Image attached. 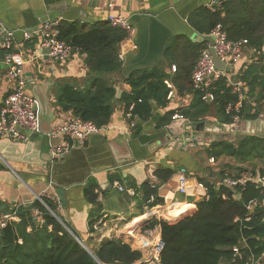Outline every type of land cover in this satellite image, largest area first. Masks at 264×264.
Wrapping results in <instances>:
<instances>
[{
  "label": "crops",
  "instance_id": "0c3cea01",
  "mask_svg": "<svg viewBox=\"0 0 264 264\" xmlns=\"http://www.w3.org/2000/svg\"><path fill=\"white\" fill-rule=\"evenodd\" d=\"M210 1L117 0L109 9L108 0H0V28L14 32V51L23 59L27 91L36 103L40 128V134L27 143L0 139V216L14 209L18 214L28 211L39 227L43 216L32 206L36 197L43 196L54 206V211L48 212L85 248L95 250L102 242L118 239L141 253V248L149 241L143 234L145 226L152 221L151 216L146 217L149 205L142 202V188L156 182L154 173L158 170L170 169L173 175L166 183L158 185L156 199L161 202L186 200L187 215H192L195 203L206 196L207 185L219 189L225 178L238 179L243 175L255 180L264 178V158H251V155L241 161L227 155L211 157L208 155L211 143L184 150L167 146L164 127L179 121L172 116L182 115L180 111L192 105V92H196L193 89L192 92H179L172 83L180 62L176 65L169 60L170 45L180 44L177 49V57H180L187 42L197 46L204 44V47L209 44L204 40L209 34L208 25L199 10L209 11ZM109 15L125 17L135 31L131 42L125 41L116 47L120 70L103 76L115 91L113 113L99 134L79 145L74 144L63 159L51 160L46 133L56 122L75 118L71 112H64L57 106L59 89L70 85L87 90L95 74L87 68L86 56L80 50L74 49L71 58L64 63L54 62L40 47L38 37L24 41L22 34L37 30L41 22L47 20L58 25L62 22L75 24L87 30L107 24ZM128 43L130 47L124 52ZM252 58L249 49L242 62L232 66L228 75L238 79L251 65L264 66L263 63L249 64ZM150 70L167 76L165 84L170 85L171 88H167L172 95L170 98L167 95L165 106L152 103L151 117L147 121L128 119L121 102L126 90L125 80ZM259 76H262V84H256L252 90L242 82L245 97L242 107L246 109L238 123L225 122L218 107L213 102L207 103L209 112L201 119L218 126H236L227 134L217 133L214 142L237 144L246 137L264 139L259 135L264 133V126L253 124L257 120L264 122V73ZM11 87L5 67L0 65V107ZM254 114L257 116L250 118ZM180 175L186 179L187 196L176 191ZM114 183L134 194L118 192ZM259 186L264 189V184ZM89 187L94 189L96 196L93 203L86 196ZM59 189L63 191V204L58 199ZM252 202L255 205L250 213L257 207L264 208V197L260 202ZM21 222L20 216V222L13 225ZM153 229L160 235L159 227ZM29 232L30 223L26 227V233ZM257 259L258 264H264V255ZM232 263L233 260L223 259L219 262Z\"/></svg>",
  "mask_w": 264,
  "mask_h": 264
},
{
  "label": "trees",
  "instance_id": "16d2710c",
  "mask_svg": "<svg viewBox=\"0 0 264 264\" xmlns=\"http://www.w3.org/2000/svg\"><path fill=\"white\" fill-rule=\"evenodd\" d=\"M199 12L208 25L209 33L220 25L229 41H244L250 49H258L262 45L264 0H222L220 8L213 13L205 9ZM59 38L85 54L86 66L95 76L91 79L90 87L84 91L70 85L61 87L56 104L60 110L71 112L81 121L103 128L113 113L115 94L103 76L120 70L121 61L118 60L116 47L125 42L126 34L108 24L83 30L78 25L62 22L59 23ZM186 45L180 57H177L180 44L170 45L169 60L175 64L180 62L175 79L171 80L179 92L193 91L191 72L199 52L205 48L204 44L197 46L187 42ZM261 73H264V66L251 65L239 74L238 79L247 83L252 90L256 84H262ZM166 81L167 76L157 70L147 71L138 77L131 75L125 80L126 90L121 97L125 112L132 105V117L140 122L147 121L151 117L152 103L165 106L167 102L169 90ZM211 92L214 96L212 104L218 107L225 122H232L226 108L237 103V96L231 94L224 79L219 80ZM192 93V105L180 112L187 119L198 120L208 114L209 105L201 100L200 93ZM242 109L239 118H242L246 106ZM172 113H168L167 118ZM256 116L254 114L250 118ZM165 124L166 121H163L162 125ZM227 142H212L208 155H227L241 161H246L251 155V158H264V139L246 137L237 144ZM172 175L170 169L155 172L156 182L142 188V202L146 203L149 197L156 199L158 185L166 183ZM199 183L204 186L202 180ZM205 187L206 196L195 203L196 209L192 215L173 223L165 219L152 220L145 226L149 230L155 226L160 229L161 264H219L222 259L233 260L232 264H247L249 259L264 255V208L257 207L252 213L247 210L252 201L260 202L263 199L264 189L252 183L245 188H231L225 184L219 189L209 185ZM86 196L90 202L95 201L92 187L87 188ZM43 201L54 211L50 201ZM156 203L162 202L156 199ZM32 207L42 214V225L38 227L28 211L20 213L21 224L9 225L0 232V264H133L141 257L140 252L133 251L118 239L100 243L91 253L38 201ZM247 217L248 221L245 220ZM29 223L31 232L26 233ZM235 247L238 248L239 257L233 256L232 249Z\"/></svg>",
  "mask_w": 264,
  "mask_h": 264
},
{
  "label": "built area",
  "instance_id": "2783aa9c",
  "mask_svg": "<svg viewBox=\"0 0 264 264\" xmlns=\"http://www.w3.org/2000/svg\"><path fill=\"white\" fill-rule=\"evenodd\" d=\"M115 1L117 0H108L107 7L109 9L112 8ZM221 3L222 0H211L207 8L209 11L214 12L217 8H220ZM107 24L112 28L124 31L126 34L125 41L131 42L135 31L125 17L109 15ZM34 36L38 37L40 47L46 51L47 57L54 62L64 63L68 61L74 52V48L59 38V25L56 22L46 21L37 30L23 33L22 39L29 41ZM206 37L212 38V42L199 52L190 76L192 89L200 93L203 102L212 103L214 96L211 90L219 80L224 79L231 89V94L236 95L238 99L234 106L226 108V114L231 115L232 123H238L240 120L239 113L245 98L243 83L239 79H232L226 71H218L213 64L209 49H212L226 67L231 68L242 62L250 48L246 46L244 41H229L220 25L215 26ZM15 47L14 32L0 28V65L5 67V76L12 85L10 94L3 100L0 107V139L27 143L33 136L40 134L39 117L36 103L27 91V82L23 74V59L19 53L14 51ZM250 50L253 53V58L249 64H264V61H261L260 58H264V38L260 48ZM167 86L171 88L170 85ZM171 95L172 93H169L168 98ZM131 111L132 105L128 107L126 112L128 119L132 118ZM172 119L182 120L184 118L179 114H175ZM102 130V128H97L93 124L81 121L76 117L56 122L45 135L49 145L50 159L57 161L63 159L71 151L75 143L79 145L88 138L99 134ZM249 183L255 185L264 184V178L255 180L249 175H243L238 179L225 178L223 180V184L231 188H245ZM199 186L201 187L202 185ZM114 187L118 192L134 194L133 191L125 190L123 186L117 183H114ZM176 191L179 195H188L186 179L183 175L178 178ZM154 199V197H149L146 202L149 205V207H146V217L151 216L152 220L165 219L168 222H176L188 214V203L186 200L177 201L170 199L159 205H154ZM35 201H38L47 211L51 212L44 203L43 196L36 197ZM254 205L255 203L251 202L247 210L249 211ZM245 220L248 221L249 217ZM18 222H20V216L17 209L12 210L11 213L4 217L0 216V232L7 226ZM143 234L147 236L149 241L141 248L140 259L133 264H161L162 242L160 235L154 229H146ZM18 243L21 244V240H18ZM232 252L234 257L240 256L237 247L233 248ZM247 264H258V259L252 258Z\"/></svg>",
  "mask_w": 264,
  "mask_h": 264
},
{
  "label": "water",
  "instance_id": "95a60500",
  "mask_svg": "<svg viewBox=\"0 0 264 264\" xmlns=\"http://www.w3.org/2000/svg\"><path fill=\"white\" fill-rule=\"evenodd\" d=\"M44 22L46 21H42L41 24ZM204 40L209 44L212 42V38L209 37H205ZM129 47L130 43L124 47L123 51L126 52ZM209 54L213 60L215 68L218 71L231 72V68L226 67L224 63L221 62L220 59L215 55L212 49H209ZM253 124L257 126H264V122L261 120H257ZM235 128V125L218 126L217 124H212L205 119H182L178 122L174 121V123L164 127V131L167 133V146H173L174 148L184 150L192 146H202L205 143H212L215 141L217 133L223 132L227 134L232 132V130ZM259 135L260 137L264 138V133ZM75 145H77V143H75ZM57 195L58 199L63 204V191L61 189L57 190ZM81 246L85 248L83 245ZM85 250L87 249L85 248Z\"/></svg>",
  "mask_w": 264,
  "mask_h": 264
},
{
  "label": "rangeland",
  "instance_id": "374dc122",
  "mask_svg": "<svg viewBox=\"0 0 264 264\" xmlns=\"http://www.w3.org/2000/svg\"><path fill=\"white\" fill-rule=\"evenodd\" d=\"M78 242V241H77ZM79 243V242H78ZM88 251L92 253L93 249H90L89 247H86Z\"/></svg>",
  "mask_w": 264,
  "mask_h": 264
}]
</instances>
